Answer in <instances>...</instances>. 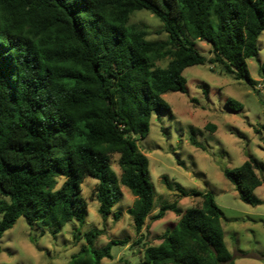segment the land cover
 Here are the masks:
<instances>
[{
    "label": "trees",
    "instance_id": "obj_1",
    "mask_svg": "<svg viewBox=\"0 0 264 264\" xmlns=\"http://www.w3.org/2000/svg\"><path fill=\"white\" fill-rule=\"evenodd\" d=\"M140 9L159 19L166 40H148L128 25L130 13ZM263 30L264 0H0V237L19 217L52 231L71 220L83 224L81 182L90 176L103 218L122 196L120 185L134 196L128 213L137 232L167 210L178 216L157 245L144 247L137 264H235L210 192L186 191L163 176L168 189L202 201L184 210L166 203L151 213L149 163L137 140L148 134L153 114L171 113L165 92H187L184 69L205 62L197 40L210 45V61L251 81L246 60L258 54ZM164 57L167 64L156 66ZM226 105L242 108L233 98ZM258 167L248 157L222 168L251 205L260 202ZM99 233L85 232L86 243L68 264H100L111 257L112 245L123 244L110 240L96 248Z\"/></svg>",
    "mask_w": 264,
    "mask_h": 264
},
{
    "label": "rangeland",
    "instance_id": "obj_2",
    "mask_svg": "<svg viewBox=\"0 0 264 264\" xmlns=\"http://www.w3.org/2000/svg\"><path fill=\"white\" fill-rule=\"evenodd\" d=\"M128 25L145 32L148 40H166L161 22L150 11L130 13ZM258 54L246 60L251 81L235 79L213 58L210 45L197 40L196 47L205 57L203 64L184 69L187 92L167 91L164 99L171 113L152 115L149 132L137 144L148 158L149 180L153 187L154 214L162 204L176 202L180 209L200 206L199 195H181L175 187L168 189L162 181L166 176L172 185L186 191L210 192L222 211L221 223L225 244L235 264H264V30L257 38ZM170 57L156 62L164 67ZM233 98L242 104L238 112L226 105ZM190 137L198 143H191ZM248 157L258 161L256 173L262 183L254 194L260 200L251 205L242 201L222 172L234 168ZM118 154H113L111 167L117 175ZM63 177H56L58 188ZM96 179L87 176L81 182V195L87 202L85 221L71 220L57 231L35 224L29 226L23 217L0 237V264H68L71 255L85 244L84 233L98 229L93 246L100 248L110 240H121L110 248L111 257L100 264H137L144 247L157 245L160 235L172 227L178 216L167 210L157 220L146 219L139 232L134 228L128 209L134 196L120 185L122 196L105 218L98 213L94 198Z\"/></svg>",
    "mask_w": 264,
    "mask_h": 264
},
{
    "label": "crops",
    "instance_id": "obj_3",
    "mask_svg": "<svg viewBox=\"0 0 264 264\" xmlns=\"http://www.w3.org/2000/svg\"><path fill=\"white\" fill-rule=\"evenodd\" d=\"M183 210V209H182ZM222 224V223H221Z\"/></svg>",
    "mask_w": 264,
    "mask_h": 264
}]
</instances>
